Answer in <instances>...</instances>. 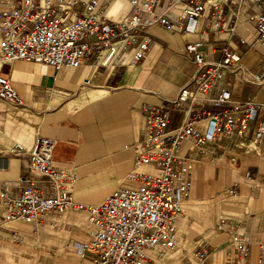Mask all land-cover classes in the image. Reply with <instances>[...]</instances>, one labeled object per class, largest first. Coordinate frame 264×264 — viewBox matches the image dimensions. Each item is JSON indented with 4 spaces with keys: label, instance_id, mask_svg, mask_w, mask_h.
Segmentation results:
<instances>
[{
    "label": "crops",
    "instance_id": "1",
    "mask_svg": "<svg viewBox=\"0 0 264 264\" xmlns=\"http://www.w3.org/2000/svg\"><path fill=\"white\" fill-rule=\"evenodd\" d=\"M67 1L72 2L74 13L89 3ZM167 3L161 0L155 12H163ZM237 4V0H229L219 30L209 24V6L192 32L150 27L151 47L136 67L103 66L96 54L80 68L57 73L49 65L26 61L0 66V75L8 78L24 103L15 107L0 100V190L28 173L27 154L12 156L7 151L18 144L27 152L41 137L55 141L54 167L76 175L71 192L75 202L99 204L118 186H129L126 178L133 168L134 146L143 125L142 104L173 99L195 73V65L183 52L186 44L203 41L202 52L209 62H220L222 49L228 47L240 54L243 69L258 70L264 46L252 44L254 12ZM14 5L13 0H0V13ZM93 12L119 21L129 8L116 0H97ZM178 15L179 11H171V17L178 19ZM178 22L183 28L187 21ZM241 76L242 71L224 75V85L231 93L227 108L251 103L259 108L257 119L250 122L242 138H220L202 152L191 142L181 144L178 154L189 157L191 166L190 185L177 223L182 245L162 258L148 250L147 264H198L196 254L202 246L208 252L203 264H229L233 252L230 232L217 230L223 220L245 224L241 231L252 244L250 262L255 264L258 244L264 245V137L254 141L251 136L255 124L264 120V82L259 86L245 83ZM192 107L198 109L194 127L199 131H204L208 115L222 110ZM187 120L183 110L174 111L168 129ZM71 213L67 211L62 222L36 229V234L29 225L7 224V231L0 233V261L62 264L60 253L65 244L84 232L83 224ZM67 225L72 227L69 231ZM87 258L90 262V255Z\"/></svg>",
    "mask_w": 264,
    "mask_h": 264
},
{
    "label": "built area",
    "instance_id": "2",
    "mask_svg": "<svg viewBox=\"0 0 264 264\" xmlns=\"http://www.w3.org/2000/svg\"><path fill=\"white\" fill-rule=\"evenodd\" d=\"M15 5L0 13V66L14 61L46 64L57 72L84 66L92 54L102 65L112 68L139 66L149 51L150 27L167 32H192L205 7L212 9L210 26L222 27L229 0H168L166 9L156 13L161 0H116L129 8L126 17L114 21L95 13L97 0L74 13L67 0H13ZM253 10V45L264 46V0H237ZM171 11H179L178 19ZM187 22L182 28L178 22ZM233 29V28H232ZM203 41L186 44L184 55L196 67L187 86L173 99L160 104L144 103L140 108L143 125L134 146L133 168L127 176L129 186H118L101 203L75 202L69 189L76 175L54 167L55 141L37 138L29 151L18 144L7 153L27 154L28 173L0 190V230L10 223L22 222L33 229L55 225L66 212L85 215L91 225L89 238L80 253L90 255L91 264H147L146 252L155 250L162 258L182 245L177 223L190 185V158L178 154L181 144L191 142L199 151L220 138H242L250 122L257 119L259 108L251 103L227 108L231 93L224 75L242 71V80L253 85L264 82V55L256 72L241 66V56L226 47L220 62L205 59ZM0 100L15 107L23 101L8 78L0 75ZM222 109L208 115L204 131L194 127L198 109L192 105ZM184 111L187 122L168 129L170 114ZM252 139L264 137V120L252 129ZM245 224L223 220L217 230H228L232 247L229 264H251L252 244L241 231ZM255 264H264V245L258 244ZM208 257L204 246L196 254L198 264Z\"/></svg>",
    "mask_w": 264,
    "mask_h": 264
},
{
    "label": "rangeland",
    "instance_id": "3",
    "mask_svg": "<svg viewBox=\"0 0 264 264\" xmlns=\"http://www.w3.org/2000/svg\"><path fill=\"white\" fill-rule=\"evenodd\" d=\"M71 213V211H70ZM71 217L78 223L80 222L84 226V232L75 239H70L65 246L63 247V250H61L60 257H61V263L62 264H91L88 261L87 255L84 253H80L79 247L85 244L89 238V231L91 229V225L88 222L85 215H75L74 213ZM21 226H24L26 224L22 222H18ZM70 223V222H69ZM74 223V221H73ZM71 223V225H74ZM28 227V226H27ZM66 231H69L72 227L70 225L65 226ZM29 229L32 231L33 234H36V230L31 228L29 226ZM2 231L7 230H0V233ZM0 264H4L2 261H0Z\"/></svg>",
    "mask_w": 264,
    "mask_h": 264
},
{
    "label": "bare ground",
    "instance_id": "4",
    "mask_svg": "<svg viewBox=\"0 0 264 264\" xmlns=\"http://www.w3.org/2000/svg\"><path fill=\"white\" fill-rule=\"evenodd\" d=\"M212 1H213V0H212ZM72 188H73V186L69 189L70 192H72Z\"/></svg>",
    "mask_w": 264,
    "mask_h": 264
}]
</instances>
